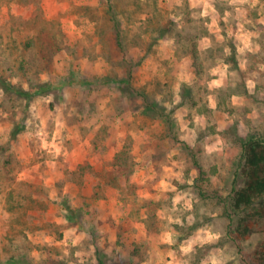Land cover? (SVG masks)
Masks as SVG:
<instances>
[{"label":"rangeland","instance_id":"374dc122","mask_svg":"<svg viewBox=\"0 0 264 264\" xmlns=\"http://www.w3.org/2000/svg\"><path fill=\"white\" fill-rule=\"evenodd\" d=\"M0 77V264H243L264 0H0Z\"/></svg>","mask_w":264,"mask_h":264},{"label":"trees","instance_id":"16d2710c","mask_svg":"<svg viewBox=\"0 0 264 264\" xmlns=\"http://www.w3.org/2000/svg\"><path fill=\"white\" fill-rule=\"evenodd\" d=\"M249 55L254 56L251 53ZM0 82H3L4 87L9 91L11 88L16 89L15 85L3 77H0ZM41 92L43 90L38 93ZM23 93L26 96L30 95V91L24 90ZM16 134L17 131H13L11 136ZM235 141L239 143L241 152L234 182L230 192L219 197V202L223 203L224 213L229 220L227 233L239 246L241 262L264 264V241L257 244L249 254L244 253L241 246V242L250 239L254 234H264V132L260 135H237ZM126 153L129 154L128 151ZM69 209L70 206L66 208L67 212ZM71 217L69 214V219ZM16 260L24 261L20 258ZM98 261L100 264H106L102 259ZM29 264L35 263L29 262Z\"/></svg>","mask_w":264,"mask_h":264},{"label":"clouds","instance_id":"9594fccd","mask_svg":"<svg viewBox=\"0 0 264 264\" xmlns=\"http://www.w3.org/2000/svg\"><path fill=\"white\" fill-rule=\"evenodd\" d=\"M208 238L209 239H213L214 237L210 234ZM183 250H184L185 253H187V252H189L191 250V246L185 247ZM212 264H220V262L217 261V260H213Z\"/></svg>","mask_w":264,"mask_h":264}]
</instances>
